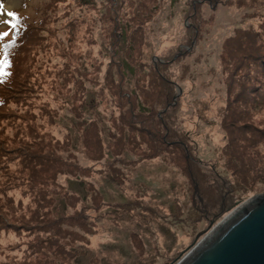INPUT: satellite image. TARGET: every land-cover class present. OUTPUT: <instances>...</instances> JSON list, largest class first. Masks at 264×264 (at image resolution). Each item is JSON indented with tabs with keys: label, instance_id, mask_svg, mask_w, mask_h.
Here are the masks:
<instances>
[{
	"label": "rangeland",
	"instance_id": "1",
	"mask_svg": "<svg viewBox=\"0 0 264 264\" xmlns=\"http://www.w3.org/2000/svg\"><path fill=\"white\" fill-rule=\"evenodd\" d=\"M0 3V18L23 10L31 20L13 55L15 83L0 91L4 228L35 237L55 216L73 229L34 242L29 261L3 254L2 264H176L264 194V0ZM237 29L248 32L221 55ZM64 149L76 173L59 180L79 195L65 208V188L48 183L60 170L38 172Z\"/></svg>",
	"mask_w": 264,
	"mask_h": 264
},
{
	"label": "water",
	"instance_id": "2",
	"mask_svg": "<svg viewBox=\"0 0 264 264\" xmlns=\"http://www.w3.org/2000/svg\"><path fill=\"white\" fill-rule=\"evenodd\" d=\"M176 264H264V194L233 209Z\"/></svg>",
	"mask_w": 264,
	"mask_h": 264
},
{
	"label": "trees",
	"instance_id": "3",
	"mask_svg": "<svg viewBox=\"0 0 264 264\" xmlns=\"http://www.w3.org/2000/svg\"><path fill=\"white\" fill-rule=\"evenodd\" d=\"M245 31L248 32V30H246V29H237L236 30L237 35H235L234 37L230 38V40L225 43L224 50H222L223 52H222L221 55L227 54L228 51H226V49L229 46V44L231 42L233 43L234 40L238 39L239 35L241 33L245 32ZM246 55L247 56H251V55H248V53L244 49H242V59H246V60L250 59L249 57H244ZM13 63H14V61L12 62V66H13ZM236 64H238L237 61H236ZM262 68H263L262 70H263V73H264V62H262ZM13 74L14 73L11 72L8 75L7 83H12V84L15 83V76L12 79ZM232 83H233V79H231V85H232ZM169 86L172 87L173 85H171V83H170ZM228 87H229V84H228ZM9 88H12V85L9 86ZM19 88H20V86H19ZM252 89H253V87H251L250 91L255 93L256 90H252ZM1 90H2V87H0V91ZM174 97L175 96H173L171 98V100H169L170 102L168 103L167 108L173 107L175 105L174 104L175 103L174 102ZM166 98H168V97H166ZM145 103H143V104H145ZM4 105H5V98L3 96H0V109L3 108ZM137 113H139V111H137ZM237 122H238L237 119H235L234 123L237 124ZM243 127H244L243 130H244L245 143H249L250 141H252V144H254L253 146H257L259 140H257L255 135H253V133L251 132L253 130V127H249L247 125H243ZM62 131H63V128H61V131L57 132L59 134V138L58 139H63V138L66 137V136H64V134H62ZM51 136H52V134H47V135H44L43 138L46 139V138H49ZM248 136H249V142L247 141L248 140ZM231 138H232V136L230 137V140H231ZM56 139L57 138L55 136H52V140H55V142H56ZM183 149L189 151L186 147H183ZM69 150H71V149H64L63 152H59V151H56V150L54 152H51V154H53V156H52L51 159H49V161H47V163H49L47 169L39 168V170H38V172H40L41 174H44L46 172L49 173L51 171H55V170H58V169L60 170L59 172H56V174L54 175V177H53L54 181H50V182L48 181V183H51L52 187H54L55 189L57 187H60V188H63V189L65 188V191H64L65 192L64 193L65 199L64 200H65L66 203L64 205H62V203H61V205L64 208L66 207V204L69 203L68 201L74 200L76 202L77 199L79 198V195L77 194L76 191L70 190V188L69 189L67 188L66 184L68 182V184L70 185L69 181H60L59 180V177L62 176V175L65 176L66 174H69V173L70 174H75L76 173L73 170H68V169L66 170L65 169V166L66 165L70 166V162L74 160L72 158V156H71V151L67 152ZM248 156H249V154H248ZM28 161H29V159L27 158L25 160V165H26L25 169L27 168V166L29 164ZM52 162H55V164H53ZM41 166H42V164H41ZM75 166L78 167L76 162H75V165L73 166V168H75ZM74 179L78 180L77 177L74 178ZM88 182L89 181H83L82 180L81 183H82V185H85ZM13 190H14V188H13ZM13 190H11V192L8 193V195H7L8 199H12L13 198V195H14ZM52 193L54 194V191H50L49 192V189H48V194L49 195L47 197H44V199L46 198V199H49L52 202H56L55 198H53V197L49 198V196ZM223 200L224 199H222V201ZM55 206H56V204H55ZM4 217H5L4 213L3 212L0 213V257H1V255L5 254V257H13L15 259V261H19L18 258H19V255H21V253H26L28 255L29 259L26 260V261L31 260L33 255L39 254L37 251L34 250L33 255H32L29 252V250H30L29 247L33 246L34 242H37V243L41 244V239H40L41 237H42V242L43 243H47L49 235L56 236L57 233H60V234H63L64 238H68V237H71V233H72V230H73V229H69L67 227L68 225H64V224H62L60 222V221H63L64 218L61 219V218H55V216H51V218H47V221L45 222V225L42 227L41 230H40V228H38L35 231V232H37L35 237H34V233L31 230H29V229H26L29 232H27L25 230H20V235H17L15 233V231H13L11 228H4V224L6 222ZM67 218H65V219H67ZM74 233L77 234L76 231H74ZM1 235H3V237H1ZM43 237H45V238H43ZM20 238L23 239V241L19 242ZM57 238L58 239H57L56 243H59V241L61 239L59 237H57ZM66 242H69V240L67 239ZM64 251L67 252V255H71L70 250L64 249ZM47 256H49V255H47ZM0 264H2L1 261H0Z\"/></svg>",
	"mask_w": 264,
	"mask_h": 264
},
{
	"label": "snow or ice",
	"instance_id": "4",
	"mask_svg": "<svg viewBox=\"0 0 264 264\" xmlns=\"http://www.w3.org/2000/svg\"><path fill=\"white\" fill-rule=\"evenodd\" d=\"M8 15H9L10 17H15V13H8ZM0 35L7 36L8 33H3V34H0Z\"/></svg>",
	"mask_w": 264,
	"mask_h": 264
},
{
	"label": "bare ground",
	"instance_id": "5",
	"mask_svg": "<svg viewBox=\"0 0 264 264\" xmlns=\"http://www.w3.org/2000/svg\"><path fill=\"white\" fill-rule=\"evenodd\" d=\"M14 1H15V0H8V3L11 4V3H13Z\"/></svg>",
	"mask_w": 264,
	"mask_h": 264
}]
</instances>
